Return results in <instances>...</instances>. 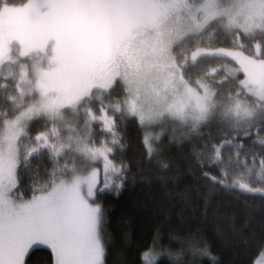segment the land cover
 Instances as JSON below:
<instances>
[{"label":"snow or ice","instance_id":"snow-or-ice-1","mask_svg":"<svg viewBox=\"0 0 264 264\" xmlns=\"http://www.w3.org/2000/svg\"><path fill=\"white\" fill-rule=\"evenodd\" d=\"M0 69V264L33 252L43 264H107L101 197L130 179L116 159L125 121L142 131L146 162L184 155L186 204L259 195L244 240L264 256V0H0ZM34 157L47 158L45 175L25 191ZM161 240L154 232L138 264L211 256L194 234L180 248Z\"/></svg>","mask_w":264,"mask_h":264},{"label":"trees","instance_id":"trees-1","mask_svg":"<svg viewBox=\"0 0 264 264\" xmlns=\"http://www.w3.org/2000/svg\"><path fill=\"white\" fill-rule=\"evenodd\" d=\"M4 93L0 89V110L8 106ZM117 131L126 147L117 149L116 159L123 157L129 161L131 172L120 193H106L101 197L108 216L104 230L107 264H138L140 251L152 242L156 231L162 237L161 243L173 248H180L188 234L203 237L211 256L197 257L199 264H248L250 259L256 258L259 253L253 245L245 243L244 236L250 224L259 225L262 211L259 195H244L230 189L214 194L207 204L202 197L186 204L180 193L189 177L176 175L177 171H182L184 155L175 148L166 151L163 155L168 158V167L161 168L155 156L152 161H145L142 131L134 122L118 123ZM226 151L230 155L231 149ZM240 151L243 155L247 149ZM68 159L71 163V154ZM46 164V157H34L27 168H22L21 189L28 191L32 181L42 180ZM237 171H244V166L229 167L230 174ZM206 190L207 187L201 188L202 192ZM47 256L50 258V253ZM27 258L29 264H43L45 255L33 252ZM189 258L185 253L176 259V264H186ZM166 259L171 261L164 256L157 259V264Z\"/></svg>","mask_w":264,"mask_h":264},{"label":"rangeland","instance_id":"rangeland-1","mask_svg":"<svg viewBox=\"0 0 264 264\" xmlns=\"http://www.w3.org/2000/svg\"><path fill=\"white\" fill-rule=\"evenodd\" d=\"M14 15V14H13ZM210 27H213V26H210ZM13 69H15L16 68V65L15 64H13L12 66H11ZM0 71H4V69H0ZM1 89V91H4V92H6L7 91V89H5V88H0ZM242 123V122H241ZM168 127H169V129H171V124H169L168 125ZM242 127V126H241ZM155 130V129H154ZM187 131V127L185 126V127H183V128H181V127H176V129H175V133L176 132H178L179 134H181V133H183V132H186ZM174 133V134H175ZM190 134H193V133H190ZM161 257H164V256H159V257H157V259L158 258H161ZM258 262H259V264H264V256H262V255H260V254H258L257 256H256V258H255Z\"/></svg>","mask_w":264,"mask_h":264}]
</instances>
